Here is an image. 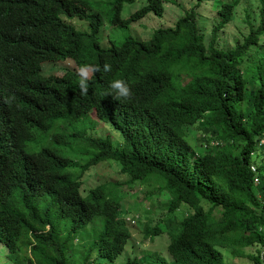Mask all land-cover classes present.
<instances>
[{
    "label": "trees",
    "instance_id": "obj_1",
    "mask_svg": "<svg viewBox=\"0 0 264 264\" xmlns=\"http://www.w3.org/2000/svg\"><path fill=\"white\" fill-rule=\"evenodd\" d=\"M193 1L141 39L130 26L162 17L164 0H0V64L22 57L37 85L5 76L0 90V264H231L244 255L264 264V0H253L260 23L246 8L248 32L227 44L221 34L241 0ZM206 3L215 13L204 21ZM45 61L62 62L63 74L40 77ZM81 68L90 72L83 95ZM113 79L129 86L126 102L107 95ZM100 124L111 134L93 132ZM105 163L144 185L146 201L119 180L82 194L83 173ZM156 193L167 213L151 225ZM139 210L150 242L170 234V257L118 263L133 236L126 215Z\"/></svg>",
    "mask_w": 264,
    "mask_h": 264
},
{
    "label": "rangeland",
    "instance_id": "obj_2",
    "mask_svg": "<svg viewBox=\"0 0 264 264\" xmlns=\"http://www.w3.org/2000/svg\"><path fill=\"white\" fill-rule=\"evenodd\" d=\"M165 2V12L164 15L162 17H159L155 14H150L147 15L146 17L142 18L141 20L133 23L130 26V33L138 38L141 39H149L151 37V35L153 34L154 30L159 28V27H168V26H172L176 20L183 14V11L185 9H189L193 6V4L195 3V1L193 0H164ZM208 3L203 4L202 5V10H203V18L204 21H207L208 17L207 15L211 13V15H213L214 10L209 9L208 8ZM141 5V2L138 1L137 3H135V5L131 6L130 8V12L135 11L137 8H139V6ZM253 9V11L258 14L255 22L258 24L260 23V18L259 17V8H257V3L254 2L253 0L247 1V0H241V4L238 6L237 10H236V18H235V22L229 24L224 30L223 33L221 34V38L220 40L222 41V44H227L228 42H231L235 35H237L238 33H240L242 30L248 32V27L245 26V24L243 23V19H244V14H245V9ZM128 8L126 7V9L124 10V14L127 12ZM129 13L127 14V16H129ZM213 21V20H210ZM71 22L73 25H75L78 28H82L84 27L85 23L80 21V20H71L69 21ZM212 28V24H210L208 26V29ZM111 29L108 27L103 31V38L104 44H108V36L110 33ZM210 36V33L208 34V37ZM60 61H64V60H60ZM66 65H70V67H73V65H75L74 62H67L64 63ZM62 65L60 63H45L44 65V69L46 70V73H54V74H63L64 71H62ZM87 76H90V72L89 71H85ZM42 74V72H41ZM43 75V74H42ZM98 130L99 135H106L107 133L111 134V131H109L111 128L108 124H100L98 127H95L93 129V132L95 130ZM113 135H116V132H113ZM120 136V135H119ZM197 136H198V131H194L193 135L190 136V141L192 143V145L194 146L195 149H199L201 151L204 150L203 147H200V145L198 144V140H197ZM70 143L75 147L78 148L79 145L76 142H72L70 141ZM65 146H61L60 144L55 143V146L58 147V149H63L64 152L69 150V145L65 144ZM126 175H121L119 173H117L116 169L112 166H109L108 164H101L99 166H95L92 167L89 171H87L84 174V184L82 187V190L84 191V193H87L88 189L93 188L97 185H106L108 181L110 180H119V186L122 190L126 191L127 193H136L137 194V198L139 199V201H146L145 200V194L147 193V188H145L144 185L139 184V183H132V184H128L126 183ZM108 190L113 191L115 190V188H108ZM113 193H115V191H113ZM120 194V193H118ZM131 202H134L133 199L130 200ZM166 203V197L163 194H158L156 193V201H155V213L153 214V216L148 215V217H150L152 223L151 225H157L160 221V219H164L166 216V205L163 204ZM146 205V203H145ZM139 213L141 216V221L139 222L137 221V223H130L128 224L130 226V229L132 230V238L130 240V242L126 245V251L118 257V263H123L128 256H131L135 253L137 254H145V253H159L160 255L166 256V257H170L168 252H167V246L170 242V234L167 233H163L160 234L158 236L154 237V241L150 242L149 238H145L142 232L143 229V224L144 222H147L145 220V218L143 217L142 211H136V212H131L130 215L127 216H133L134 214ZM130 222V221H129ZM160 227H162V229L164 230V232L167 231V225H163L162 223L159 225ZM141 241V242H140ZM159 244V245H157ZM257 246H250V247H246L244 249L246 254H255L257 251ZM231 264H253V261L247 256H240V257H236V258H232L231 259Z\"/></svg>",
    "mask_w": 264,
    "mask_h": 264
},
{
    "label": "clouds",
    "instance_id": "obj_3",
    "mask_svg": "<svg viewBox=\"0 0 264 264\" xmlns=\"http://www.w3.org/2000/svg\"><path fill=\"white\" fill-rule=\"evenodd\" d=\"M71 20H79V19H71ZM71 20H67V21L69 22ZM69 23H71V22H69ZM67 62L68 63L69 62L72 63L74 61L67 60L65 63H67ZM45 63H60V64H63L62 62H56V61L41 62L40 65L42 64V70L40 71V74L42 72L43 75L41 74V76L40 75L39 76L43 77V78H44L45 75H49V73H46V70L44 69ZM73 66H75V65H73ZM77 67H79V66H77ZM94 70L95 71H100L101 69L100 68H96ZM109 70H110V65L104 64L103 65V71L107 72ZM50 74H54V73H50ZM56 75H61V74H56ZM77 75L79 77L77 86H78V89H79L81 95H83L88 90L87 74H86L84 68H81ZM5 76L19 77L24 82H26L28 84L30 90L31 89H37L36 77L33 74V72L28 68V66L26 65V63H25V61H24V59L22 57H20V59L14 65L6 66L4 64V61H2V63L0 64V90L2 88H4V87H7V82L4 80ZM107 87H108L107 95L111 96L112 99L115 100V101H118V102H121V103L126 102L129 99L130 95H131L129 86L127 85L126 82H124L121 79L110 80L108 85H107ZM89 170H87V171H89ZM87 171H85L83 173V176H82L83 183H82V186H81V190H82L83 184L85 182L84 174ZM78 179H79V177H78ZM82 194L86 195L87 193H84V191L82 190ZM126 218L128 220V224L137 223L136 220L133 218V216L130 217V216L126 215Z\"/></svg>",
    "mask_w": 264,
    "mask_h": 264
}]
</instances>
